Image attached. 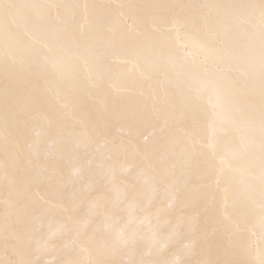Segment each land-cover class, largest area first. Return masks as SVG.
I'll list each match as a JSON object with an SVG mask.
<instances>
[{"label":"snow or ice","instance_id":"6c2138e0","mask_svg":"<svg viewBox=\"0 0 264 264\" xmlns=\"http://www.w3.org/2000/svg\"><path fill=\"white\" fill-rule=\"evenodd\" d=\"M0 41L12 52L0 61V75L17 86L5 102L0 136L8 159L24 167L23 182L5 202L6 249L27 257L38 231L63 257L58 264H165L147 258L152 217L133 214V205L147 213L148 194L163 184L175 195L203 199L202 227L197 231L199 212L189 223L194 243L219 238L225 259L217 264H251L244 233L258 227L264 234V0H120L118 7L96 0H0ZM60 51L53 63L51 55ZM130 57L157 88L150 110L123 117L122 138L100 116L93 119L74 103L70 113L67 102L54 107L46 99L50 75L65 94L81 85L99 92L101 69L111 72ZM33 124L40 129L36 139L27 132ZM209 133L236 170L218 169L207 155L201 142ZM100 147L108 148V159L127 155L119 183L115 167L105 171L95 162ZM74 161L89 169L86 189L68 171ZM45 184L60 193L54 202L34 192ZM220 190L229 194L241 228L216 218ZM114 191L118 196L107 201L100 195ZM140 245L146 250L136 258Z\"/></svg>","mask_w":264,"mask_h":264},{"label":"bare ground","instance_id":"6f19581e","mask_svg":"<svg viewBox=\"0 0 264 264\" xmlns=\"http://www.w3.org/2000/svg\"><path fill=\"white\" fill-rule=\"evenodd\" d=\"M7 2V0H5ZM29 2L46 3L49 0H29ZM64 3H84L85 0H63ZM97 3H107L113 7H118L120 0H96ZM142 2V0H141ZM201 2V0H197ZM122 11V9H120ZM127 25L134 27L133 20L126 18ZM179 39V37H176ZM62 51L56 52L51 55L50 59L53 63L56 57L62 56ZM12 55V52L5 41H0V61ZM107 55L110 57L111 52ZM60 65H57L59 71ZM238 69H233L237 72ZM101 78L103 79V88L99 92H90L87 87L81 85L75 92L69 91L65 94L61 91L62 82L56 79L55 75H50L46 81L47 87L51 91V96L46 98L54 106L58 107L60 102H67L69 104V112H72V104L77 106L78 111H86L91 114L93 119L100 116L102 119L111 124V134L122 138L118 129L126 126L125 116L130 117L132 113H141L151 109L153 100L155 98V90L157 84L153 77H145L141 74L139 62L130 57L127 60L121 59L117 66L108 72L101 69ZM15 83H10L5 75H0V130L5 127L4 117L6 115V100L10 94V89H16ZM17 106L23 103L19 97L18 91L16 92ZM100 105H104L105 111H99ZM45 106H42V109ZM16 127H20L16 125ZM144 130V129H142ZM40 131L38 125H30L27 130L28 134L33 139L37 138V133ZM17 142H20L19 136L16 137ZM205 148V152L217 164L218 169L223 168L226 171L236 170V165L232 159L226 154L224 149L217 148L211 133L208 134L206 141L201 142ZM135 144V142H134ZM36 146H33V150ZM108 148L100 147L97 153L96 163L103 165L105 171L115 167L117 171L118 180L120 182V170L128 165V157L122 153L117 158L108 159ZM68 171L73 174L74 178L80 180L83 178L82 188H87V178L89 169L83 161H74L69 165ZM135 171V170H133ZM15 180L16 185H10V180ZM24 179V167L21 162H13L8 159V147L6 136H0V226L3 225V214L5 209V202L10 198V188L19 186ZM191 187V185H190ZM34 192H39L40 196L46 199H51L53 202L57 199L60 193L55 186L49 187L48 185H41L39 189H34ZM14 194V193H13ZM100 195L103 196L104 201H107L109 195L116 198L117 192H104ZM152 201L151 208L147 213L140 210V206L133 205V214L140 218L147 214L152 217L151 224L153 232H146V236L151 237L152 256L148 259H157L165 262V264H198L201 260L208 261V264H217L218 261H223L225 257L220 251L221 241L219 238L215 241L205 242L197 241L194 243L192 235V228L189 223L193 215L197 212L200 213L197 221V231L202 227L205 219L203 212V199H197L188 195H175L171 191H165L163 184L148 194ZM229 200L228 220L233 221L235 226L239 229L242 227L241 222L236 218L235 213L231 207V198L229 194L220 190L216 196L213 204V210L216 218L224 219V200ZM67 207V204H65ZM104 205H102L103 210ZM157 209L163 211L159 214V220L156 219ZM38 223V221H34ZM147 222L145 224V227ZM260 235L262 239L259 238ZM244 243L251 245V264H264L258 262L257 256L264 253V234L261 233L259 228H250L244 233ZM4 234L0 232V260L4 264H16L18 259L28 258L36 262V264H58V261L63 257L58 253L56 247H53L40 232H36L35 238L31 244L28 245L30 253L27 257L18 256L10 249H6L4 244ZM262 240V244H261ZM58 247V244H57ZM144 245L138 247L136 258L143 256L145 251ZM117 259H122L118 257Z\"/></svg>","mask_w":264,"mask_h":264},{"label":"rangeland","instance_id":"374dc122","mask_svg":"<svg viewBox=\"0 0 264 264\" xmlns=\"http://www.w3.org/2000/svg\"><path fill=\"white\" fill-rule=\"evenodd\" d=\"M228 204H229V200L227 199V198H225V200H224V203H223V205H224V219L223 220H228L229 218H230V215L228 214ZM262 236L263 235H260V237L259 238H261L262 239ZM261 244H262V240H261ZM262 246H263V244H262ZM264 247V246H263ZM257 261L258 262H264V253H260L258 256H257Z\"/></svg>","mask_w":264,"mask_h":264}]
</instances>
